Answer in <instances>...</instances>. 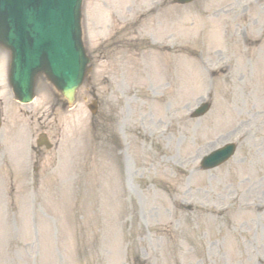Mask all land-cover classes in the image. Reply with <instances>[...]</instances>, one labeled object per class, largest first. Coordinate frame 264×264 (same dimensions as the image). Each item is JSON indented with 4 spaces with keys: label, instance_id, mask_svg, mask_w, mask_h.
Listing matches in <instances>:
<instances>
[{
    "label": "rangeland",
    "instance_id": "374dc122",
    "mask_svg": "<svg viewBox=\"0 0 264 264\" xmlns=\"http://www.w3.org/2000/svg\"><path fill=\"white\" fill-rule=\"evenodd\" d=\"M82 30L94 69L75 108L50 112L43 85L9 103L0 75V264H264V0H83ZM38 129L56 145L40 159ZM227 142L234 157L200 170Z\"/></svg>",
    "mask_w": 264,
    "mask_h": 264
},
{
    "label": "water",
    "instance_id": "95a60500",
    "mask_svg": "<svg viewBox=\"0 0 264 264\" xmlns=\"http://www.w3.org/2000/svg\"><path fill=\"white\" fill-rule=\"evenodd\" d=\"M2 24H5V21H4V17L2 15H0V46L9 50L10 48H8L7 40H6L7 27L2 25ZM74 26H75V29H73V33H72L69 41L74 44V47L76 48V50L78 52H80L84 55V50L82 49L81 44H80L79 15H77V22H76V17L74 19ZM85 61H87V60L85 59ZM39 73H44L48 78L51 74V69L48 67L45 54L41 55L39 62L37 64V67L31 70L30 81H29V84L27 85V92H29V93L25 94L26 93L25 92V93L20 94V95L16 94L19 99L25 100V99H28L30 96H32L33 87H34V78ZM57 81L58 82H56V83L54 82L57 85V87L61 90L62 89L66 90V87L64 86V83L66 81L65 80L62 81L60 79H58ZM19 82H20V84H23L24 79H21ZM72 86H74V84Z\"/></svg>",
    "mask_w": 264,
    "mask_h": 264
}]
</instances>
